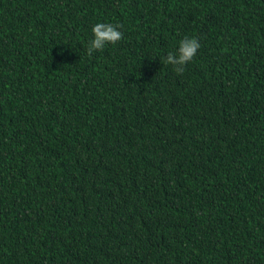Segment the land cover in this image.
Returning a JSON list of instances; mask_svg holds the SVG:
<instances>
[{"label": "trees", "instance_id": "obj_1", "mask_svg": "<svg viewBox=\"0 0 264 264\" xmlns=\"http://www.w3.org/2000/svg\"><path fill=\"white\" fill-rule=\"evenodd\" d=\"M0 264H264V0H0Z\"/></svg>", "mask_w": 264, "mask_h": 264}, {"label": "clouds", "instance_id": "obj_2", "mask_svg": "<svg viewBox=\"0 0 264 264\" xmlns=\"http://www.w3.org/2000/svg\"><path fill=\"white\" fill-rule=\"evenodd\" d=\"M121 25L111 23H96L91 31L94 34L87 48V54L91 56L94 51L103 50L106 44H116L123 38V33L118 30ZM201 47L197 38L185 37L179 42V47L175 52H169L164 59L165 64L174 67L175 72L182 74L185 71V64L195 57L197 50Z\"/></svg>", "mask_w": 264, "mask_h": 264}]
</instances>
